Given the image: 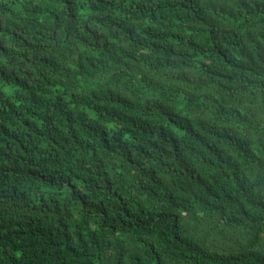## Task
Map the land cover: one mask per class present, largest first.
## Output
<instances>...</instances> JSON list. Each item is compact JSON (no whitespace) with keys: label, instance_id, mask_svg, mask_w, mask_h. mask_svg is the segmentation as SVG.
<instances>
[{"label":"trees","instance_id":"obj_1","mask_svg":"<svg viewBox=\"0 0 264 264\" xmlns=\"http://www.w3.org/2000/svg\"><path fill=\"white\" fill-rule=\"evenodd\" d=\"M0 264H264V0H0Z\"/></svg>","mask_w":264,"mask_h":264}]
</instances>
